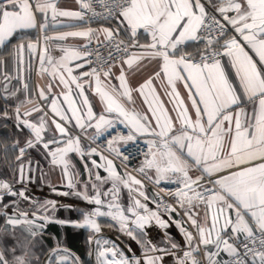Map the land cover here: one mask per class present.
<instances>
[{
    "label": "snow or ice",
    "instance_id": "1",
    "mask_svg": "<svg viewBox=\"0 0 264 264\" xmlns=\"http://www.w3.org/2000/svg\"><path fill=\"white\" fill-rule=\"evenodd\" d=\"M0 127V264H264V0H0Z\"/></svg>",
    "mask_w": 264,
    "mask_h": 264
},
{
    "label": "crops",
    "instance_id": "2",
    "mask_svg": "<svg viewBox=\"0 0 264 264\" xmlns=\"http://www.w3.org/2000/svg\"><path fill=\"white\" fill-rule=\"evenodd\" d=\"M62 2L71 4L73 2V0H62ZM6 134H7V130L4 129L3 127H0V137H3ZM53 181L55 182V178H53ZM57 187H60V185L57 184ZM34 194L38 195V196L42 195V197H47V198H50V199H56V200L61 201V202H69L71 200V198H64V197L58 196L56 193L50 192L49 189L46 186L36 189ZM59 214L61 216L70 215L68 212H64L63 210H61ZM71 215H73V217H75L74 213L71 214ZM103 228H104V231H109L111 233H114L106 225H103ZM52 230L53 231L59 230L62 234L66 233L68 235V237H69V233H71V232L77 234L79 236V240H80V244L77 245V247L79 249H82L84 247L83 244L85 243L84 241H86V237L88 235L87 231L82 230V229H75V228H72L71 226H67L65 228H60L59 225H56L55 227H53ZM69 244H70V238H69ZM73 250L75 251V248H73Z\"/></svg>",
    "mask_w": 264,
    "mask_h": 264
},
{
    "label": "trees",
    "instance_id": "3",
    "mask_svg": "<svg viewBox=\"0 0 264 264\" xmlns=\"http://www.w3.org/2000/svg\"><path fill=\"white\" fill-rule=\"evenodd\" d=\"M69 238H70V245L73 247V248H75V251H81V250H83L84 249V247H85V243L83 244L84 245V247L82 248V249H79L78 247H77V245L78 244H80V240H79V236L77 235V234H75V233H69ZM85 242V241H84Z\"/></svg>",
    "mask_w": 264,
    "mask_h": 264
},
{
    "label": "water",
    "instance_id": "4",
    "mask_svg": "<svg viewBox=\"0 0 264 264\" xmlns=\"http://www.w3.org/2000/svg\"><path fill=\"white\" fill-rule=\"evenodd\" d=\"M105 235L110 239H115L116 235L114 233H111L109 231H104Z\"/></svg>",
    "mask_w": 264,
    "mask_h": 264
}]
</instances>
